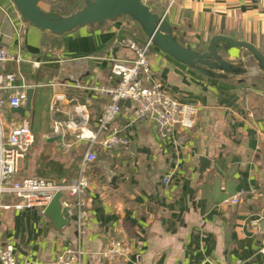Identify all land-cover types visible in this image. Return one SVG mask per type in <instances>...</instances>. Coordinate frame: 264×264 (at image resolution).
Masks as SVG:
<instances>
[{
  "label": "crops",
  "instance_id": "crops-1",
  "mask_svg": "<svg viewBox=\"0 0 264 264\" xmlns=\"http://www.w3.org/2000/svg\"><path fill=\"white\" fill-rule=\"evenodd\" d=\"M68 1L39 0L38 7L63 15L71 10ZM74 1L83 6V0ZM156 1L150 8L165 14L182 45L206 51L212 37L223 35L252 43L264 54V0H175L168 11L170 0ZM130 31L146 42L127 18L53 35L22 21L11 0H0V46L10 52L20 47L26 59L39 63L0 67V73L19 72L34 90L31 111L23 117L11 110L3 114L5 121L26 123L35 137L19 161L18 179L77 178L86 143L63 152L52 122L75 118L78 109L88 115V129H95L108 97L93 89L116 84L108 58L129 56L117 40ZM219 53L232 63L249 58L240 48ZM149 57L152 80L181 102L198 106L196 126L162 140L133 105L122 106L114 126L129 144L110 152L98 149L87 167L88 216L81 233L72 215L56 229L38 208L0 212V246L12 245L19 262L53 264L59 252L74 248L85 264H264V76L253 71L214 80L153 48ZM56 95L63 100L55 101ZM35 117L40 125H34ZM201 158L209 161L203 172ZM234 196L237 205H222ZM114 240L128 252L108 261L102 253Z\"/></svg>",
  "mask_w": 264,
  "mask_h": 264
},
{
  "label": "built area",
  "instance_id": "built-area-1",
  "mask_svg": "<svg viewBox=\"0 0 264 264\" xmlns=\"http://www.w3.org/2000/svg\"><path fill=\"white\" fill-rule=\"evenodd\" d=\"M175 0H170L166 11ZM20 29L17 36L21 38ZM124 48L129 56L108 58L111 75L117 78L115 85L99 87L93 90L106 95L108 102L103 106L94 130L88 129V115L76 109V117L66 121L52 122V132L59 136V147L63 152L70 153L81 143H86L85 152L80 161L78 176L72 181H44L37 178H17L18 164L32 150L35 137L25 123L15 124L5 121L6 110L24 107L29 86L19 72L0 73V212L7 210L24 211L34 208L44 209L49 205L56 193H61L60 203L68 216H74L76 231L81 233L83 222L88 216L84 195L89 187L86 176L87 167L97 158V150L110 152L118 146H127L129 140L123 137L114 126L122 106L119 103L129 101L135 108L139 118L149 122L162 140L168 139L177 130H191L196 126L199 108L191 103L181 102L162 88L158 81L151 78L149 57L150 44L139 43L132 38L123 40ZM29 62L34 68L39 63L29 61L21 52H10L0 46V67L8 63L17 66ZM76 87H80L76 84ZM62 95H56L55 101H62ZM78 108V107H77ZM56 110L55 104L50 106ZM172 175H165L163 184L169 182ZM13 201L4 203L3 198ZM239 196L223 201L222 205H237ZM128 250L120 241H111L103 258L112 261L126 256ZM264 254V248L260 250ZM80 251L67 248L59 252L53 264H85L81 261ZM0 264H23L15 256L10 244L0 246Z\"/></svg>",
  "mask_w": 264,
  "mask_h": 264
},
{
  "label": "water",
  "instance_id": "water-1",
  "mask_svg": "<svg viewBox=\"0 0 264 264\" xmlns=\"http://www.w3.org/2000/svg\"><path fill=\"white\" fill-rule=\"evenodd\" d=\"M11 1L22 21L53 35L67 34L83 27H99L106 22L127 18L139 28L151 48L206 78H243L253 71L264 76V54L252 43L216 35L209 40L206 51L194 50L189 45L180 44L175 28L168 23L165 14L158 15L143 0H83L82 8L68 16L42 11L38 7L39 0ZM232 48L246 51L249 58L236 63L226 61L219 49L227 53ZM248 61L254 65H249ZM33 94V89H27L25 106L11 109V113L23 117L25 112L31 111ZM119 105L129 106L130 102L121 101ZM208 165L209 161L201 158L200 171L206 170ZM61 197V193H56L43 211L56 229H61L70 221L67 211L61 206Z\"/></svg>",
  "mask_w": 264,
  "mask_h": 264
},
{
  "label": "trees",
  "instance_id": "trees-1",
  "mask_svg": "<svg viewBox=\"0 0 264 264\" xmlns=\"http://www.w3.org/2000/svg\"><path fill=\"white\" fill-rule=\"evenodd\" d=\"M143 1L145 2L146 5H148L151 8H155L154 6H155V4L157 2L156 0H143ZM68 2H70L69 3V7L71 8V10H69L67 14H63V16H68V15H70V14L74 13L75 11H77V10L82 8V6L78 7L76 5H72V3L75 2L74 0H69ZM126 38L134 39V37L132 36L131 32L122 33L120 35V37L118 38V40H117L118 45L121 46L123 40H125ZM142 39L143 38L140 35H138V38H135L134 40L141 44L142 43Z\"/></svg>",
  "mask_w": 264,
  "mask_h": 264
},
{
  "label": "rangeland",
  "instance_id": "rangeland-1",
  "mask_svg": "<svg viewBox=\"0 0 264 264\" xmlns=\"http://www.w3.org/2000/svg\"><path fill=\"white\" fill-rule=\"evenodd\" d=\"M165 6H167V4ZM165 10H166V7H165ZM130 32H131L132 36L134 37V39L138 38V34L135 31H130ZM35 122H36V125L37 124L40 125V119H38L37 117H35V119H34V125H35Z\"/></svg>",
  "mask_w": 264,
  "mask_h": 264
}]
</instances>
